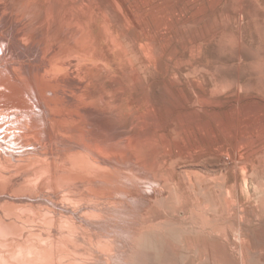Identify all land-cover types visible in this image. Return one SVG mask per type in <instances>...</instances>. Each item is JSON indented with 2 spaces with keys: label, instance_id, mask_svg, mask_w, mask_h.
<instances>
[{
  "label": "rangeland",
  "instance_id": "rangeland-1",
  "mask_svg": "<svg viewBox=\"0 0 264 264\" xmlns=\"http://www.w3.org/2000/svg\"><path fill=\"white\" fill-rule=\"evenodd\" d=\"M0 113L41 263L264 264V0H0Z\"/></svg>",
  "mask_w": 264,
  "mask_h": 264
},
{
  "label": "bare ground",
  "instance_id": "bare-ground-1",
  "mask_svg": "<svg viewBox=\"0 0 264 264\" xmlns=\"http://www.w3.org/2000/svg\"><path fill=\"white\" fill-rule=\"evenodd\" d=\"M6 41V40H5ZM15 46V45H14ZM13 46V47H14ZM18 50V49H17ZM22 50V49H21ZM28 50H29V48H28ZM20 50H18V52H19ZM31 51V50H30ZM22 52V51H21ZM15 55V54H14ZM3 56V55H2ZM3 59V58H2ZM18 59V58H17ZM49 61V60H48ZM12 63V62H11ZM15 63V62H14ZM13 63V64H14ZM12 64V65H13ZM16 66V65H15ZM20 67V66H19ZM6 68V67H5ZM10 68V67H9ZM8 68V69H9ZM21 68V67H20ZM7 69V70H8ZM11 69V68H10ZM3 73V72H2ZM15 73V72H14ZM17 73V72H16ZM53 72L52 71H46V74L47 75H51ZM3 75V74H2ZM53 75V74H52ZM45 74L41 77V87L43 88V89H47V85H46V81H45ZM5 78V77H4ZM8 78H10V77H8ZM7 78V79H8ZM11 79V78H10ZM2 80H4V79H2ZM5 81V80H4ZM7 81V80H6ZM9 81V80H8ZM6 84V83H5ZM53 93V92H52ZM38 103H40V102H38ZM35 104H37V103H35ZM62 111H60L59 112V116H60V113H61ZM1 114V113H0ZM29 115V114H28ZM5 119H7V118H5ZM14 119V118H13ZM36 119H38V118H36ZM8 120H9V118H8ZM41 120V119H40ZM4 122V121H3ZM45 122V121H44ZM47 122V121H46ZM1 124V123H0ZM9 124V123H8ZM12 124H14V123H12ZM40 124H41V121H40ZM45 124V123H44ZM5 125H7V124H5ZM25 125V124H24ZM12 126V125H11ZM45 126V125H44ZM1 127H3L2 125H1ZM5 127V126H4ZM4 127L3 128H1L2 130L4 129ZM7 127V126H6ZM13 127V129H14V126H12ZM46 127V126H45ZM51 127V126H50ZM8 128V127H7ZM7 128H5V129H7ZM17 128V127H16ZM15 128V129H16ZM19 128L21 129L22 127H20V125H19ZM19 128H17V129H19ZM49 128V127H48ZM12 128H10V130H11ZM24 127H23V130H21V132L23 131L24 133H22V135L23 134H25V132H26V134H27V131H29L27 128V131H24ZM33 130V129H32ZM4 131V130H3ZM12 131V130H11ZM14 131V130H13ZM19 131V130H18ZM46 131V130H45ZM21 132H17V130H16V132L14 131L13 133H16L15 135H17V134H19V133H21ZM3 133V132H2ZM1 133V134H2ZM4 133H5V131H4ZM3 133V134H4ZM6 133H8L7 132V130H6ZM6 133L2 136V140H0V154L1 155H3V156H5V157H8V158H17V156L18 155H14V153L17 151V150H19V152H20V141H17V139L19 138V140L21 139L20 137L22 136V135H20V137L18 136V138L15 140H13V143H12V141H9L10 139H12V138H16V136L15 137H13L12 135V138H11V136H10V138L8 137L9 136V133H10V131H9V133H8V136L6 135ZM1 134H0V136H1ZM26 134H25V136H26ZM46 134V133H45ZM52 134V133H51ZM28 135V134H27ZM24 137V136H23ZM1 138V137H0ZM9 138V139H8ZM24 139V141H25V138H23ZM23 139H21V140H23ZM27 140V139H26ZM16 141H17V143L18 144H20L19 145V149H16L15 151H14V147H17V146H10V144H13L14 145V143H15V145L17 144L16 143ZM24 141H22L23 142V144H25L26 143V141H25V143H24ZM28 141V140H27ZM11 142V143H10ZM21 142V143H22ZM33 143H35V142H33ZM7 144H9V146L7 145ZM17 144V145H18ZM27 144H28V142H27ZM31 144V143H30ZM29 144V145H30ZM39 143H37L36 145H37V149L38 148H40V147H38L39 145H38ZM32 146H30V147H32V148H34V146H36V145H33V144H31ZM25 145H22L21 146V149H22V147H24ZM28 146V145H27ZM27 146L26 147H24V148H26V149H30L29 147L27 148ZM26 149H22V151L23 150H26ZM35 149V148H34ZM30 150H33V149H30ZM30 150H28V151H30ZM28 151L27 152H25V154H23V152L21 153V155L23 156V155H26V153L28 154V155H30L31 153V151L28 153ZM38 151V150H37ZM18 152V153H19ZM33 152L35 153L36 151H34L33 150ZM32 152V153H33ZM39 152V151H38ZM37 152V154H39ZM43 152V151H42ZM41 153V152H40ZM43 153H45V152H43ZM17 154V153H16ZM26 156H24L23 158H25ZM8 158H6V159H8ZM34 158H36V156L34 157ZM30 159V160H28L27 159V161H29V162H31V164H37L39 167H40V169L42 168V167H46V165H47V163L44 165L43 164V162L41 161V160H43V159H38V158H36V159ZM11 159V160H12ZM5 160V159H4ZM15 160V159H14ZM22 160H25V159H22ZM69 160V159H68ZM96 160H98V159H96ZM70 161H71V159H70ZM72 161H73V159H72ZM4 162V161H3ZM21 162H23V161H21ZM99 162H100V160H99ZM98 161H96V163H99ZM104 162V161H103ZM0 163H1V161H0ZM7 163H9L8 162V160H6L5 161V163L4 164H6V165H8ZM101 163V162H100ZM70 164H72V163H70ZM2 165V164H1ZM37 165H36V167H37ZM47 166H49V165H47ZM39 167H38V169H39ZM50 167L51 166H49L48 168L50 169ZM47 168V167H46ZM46 168H44V170H49V169H46ZM53 168V167H52ZM51 168V169H52ZM32 169H35V167L34 168H31V171H32ZM54 169V168H53ZM36 170V169H35ZM42 170H43V168H42ZM40 171V170H39ZM51 171V170H50ZM2 172H5L6 173V171L4 170V171H2ZM19 172H22V173H24L25 174V176L24 175H22V174H20ZM41 172V171H40ZM40 172H36V171H34L33 170V172H30V170L29 169H25V170H22V171H18V173H19V175H17V176H14L13 178H10V179H12L11 180V184L9 183L10 181H9V178L7 179V176H3L2 175V173H1V170H0V179H2V178H6L7 180H5L6 181V183L8 182L10 185H12V186H10L11 188L10 189H12V192H8V191H6V188L8 187L9 188V186H7L6 187V185H5V181L3 182V180H0V181H2L4 184H2V182H0V264H39V263H41L43 260H46V259H48V256L47 255H49L50 256V254H48L47 252H46V250H48V248H49V246L47 245V247H46V245L45 246H41L42 247V249L43 250H45V251H41L42 249H40V247H39V245L42 243L41 241H43L44 242V240H46L44 237H46L47 235H48V237L50 238H52V237H56V235L58 234L59 235V232H58V229L57 228H55V229H52V230H50V233L49 234H47V233H45V232H43L40 228H33V229H31L30 227H28L29 226V224L28 223H30V222H39V223H41V222H43L42 224H44L45 225V223L46 222H50V223H61V222H63L64 221V219H63V217H59V216H56L55 214H52L51 216H49V217H47V216H45V215H42L41 214V212L39 211V210H36L37 209V207H42L43 205H40V203H29L27 200H28V198L29 197H31V196H29L28 195V193H30L31 191H29V192H25L26 191V189H29V190H32L33 188H31L32 186L34 187V189H36L35 188V186H34V183H36L37 181H39L40 180V178L41 177H43V176H41V173ZM56 172H58V171H56ZM55 172V173H56ZM5 173H4V175H5ZM27 173V174H26ZM51 173V172H50ZM13 173L10 171V175H12ZM17 174V173H16ZM13 175H15V174H13ZM27 175V176H26ZM63 176H65V174L63 175ZM10 177H12V176H10ZM65 177H67L68 178V176H65ZM44 178H46L47 179V181H48V177H44ZM51 178V177H50ZM49 178V180H51V179H53V177L50 179ZM60 178V177H59ZM58 179V178H57ZM59 180V179H58ZM66 180V179H65ZM61 181H63V180H61ZM40 182L42 183L43 181H41L40 180ZM39 182V183H40ZM40 183V184H41ZM51 182L49 181L48 182V184H50ZM43 185H44V182L42 183ZM47 183L45 182V185H46ZM46 185L47 187H49L50 185ZM38 183H37V187H38ZM45 185L44 186H41V188L42 187H45ZM133 185V184H132ZM23 186L24 187H26L24 190H23ZM29 186H31V187H29ZM52 186V185H51ZM20 187V188H19ZM46 187V188H47ZM133 187V186H132ZM17 188H19V189H21V190H13V189H17ZM39 189V188H38ZM45 189V188H44ZM43 189V190H44ZM5 190V191H4ZM41 190V189H40ZM26 193V194H25ZM73 195V194H72ZM74 195H77V194H75L74 193ZM29 196V197H28ZM76 197H78V196H76ZM32 198V197H31ZM33 198H35V197H33ZM32 198V199H33ZM74 198V197H73ZM39 199V198H38ZM168 200V199H167ZM1 201H3V202H5V201H7V202H10V203H1ZM91 204V203H90ZM93 204V203H92ZM90 209V208H89ZM42 210V209H41ZM84 212V211H83ZM82 212V213H83ZM90 212V211H89ZM125 212V211H124ZM91 213V212H90ZM83 215V214H82ZM85 216V215H84ZM91 216V215H90ZM154 216V215H153ZM52 231V232H51ZM41 233L42 234H44V235H41ZM102 233V232H101ZM101 233H99V235H101ZM111 233V232H110ZM47 234V235H46ZM108 234H109V232H108ZM112 234V233H111ZM104 235V234H103ZM102 235V236H103ZM110 235V234H109ZM108 235V236H109ZM60 236H62V235H60ZM106 236V235H105ZM112 236V235H111ZM69 237H71V236H69ZM47 238V237H46ZM49 238H47V239H49ZM60 238V237H59ZM100 238V237H99ZM77 239V238H76ZM75 239V240H76ZM39 241V245L35 242V241ZM60 240V239H59ZM59 240H57L58 242H59ZM62 240V239H61ZM64 241V240H63ZM71 241H73L72 239H71ZM70 241V242H71ZM80 241V240H79ZM102 241V240H101ZM46 242V241H45ZM58 242H57V244H58ZM61 242V241H60ZM60 242H59V244H60ZM67 242H69V241H67ZM50 243V242H49ZM44 244H46V243H44ZM44 244H41V245H44ZM61 244H63L62 242H61ZM77 244V243H76ZM89 244V243H88ZM64 245V244H63ZM90 246V245H89ZM92 249V248H91ZM108 249V248H107ZM109 249H111V248H109ZM89 250V249H88ZM59 252V251H58ZM85 252V251H84ZM69 253V252H68ZM110 254V253H109ZM59 255V254H58ZM51 257V256H50ZM57 257V256H56ZM57 261V260H56ZM44 264H45V262H43ZM43 263H41V264H43ZM46 264H47V262H46ZM52 264V263H51Z\"/></svg>",
  "mask_w": 264,
  "mask_h": 264
}]
</instances>
